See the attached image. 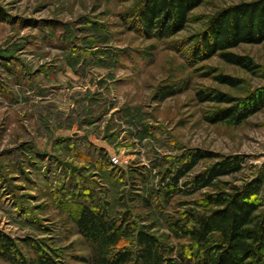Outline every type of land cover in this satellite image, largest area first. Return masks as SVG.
Returning a JSON list of instances; mask_svg holds the SVG:
<instances>
[{
    "label": "rangeland",
    "instance_id": "rangeland-1",
    "mask_svg": "<svg viewBox=\"0 0 264 264\" xmlns=\"http://www.w3.org/2000/svg\"><path fill=\"white\" fill-rule=\"evenodd\" d=\"M252 1L203 0L181 31L158 39L139 36L121 17L136 0H0V232L15 258L41 250L65 264H91L71 217L90 192L106 196L114 212L153 224L178 249L184 240L169 235L167 221L200 192L143 203L175 157L195 147L242 154L237 178L264 166V105L238 125L211 123L227 105L196 96L220 91L244 100L264 90V40L228 49L249 56L251 70L218 54L195 58L211 18ZM0 264L11 263L0 256Z\"/></svg>",
    "mask_w": 264,
    "mask_h": 264
},
{
    "label": "trees",
    "instance_id": "trees-1",
    "mask_svg": "<svg viewBox=\"0 0 264 264\" xmlns=\"http://www.w3.org/2000/svg\"><path fill=\"white\" fill-rule=\"evenodd\" d=\"M202 1L136 0L121 17L139 36L165 39L185 27L189 14ZM211 19L209 34L202 38L195 58L199 54L205 58L218 54L227 63L251 70L253 62L249 56L228 49L241 42L264 40V0L228 7ZM216 79L224 84H236L224 74L217 75ZM174 93L173 90L163 92L161 98ZM196 96L200 102L227 105L208 116L207 121L211 123L238 125L264 105V90L244 100L220 91L200 90ZM204 159L214 161L191 173ZM244 164L242 154L223 155L195 147L184 149L162 172L159 186L143 198L145 207L166 203L176 195L200 192L199 198L191 201L192 208L183 210L179 218L167 221L169 235L184 240L178 249L167 240L169 236L156 235L153 224H138L128 210L114 212L106 196L87 192L88 201L81 203L71 216L77 232L89 247L84 261L91 264H264V200L260 197L264 166L248 178H237L235 175ZM237 180L241 182L236 183ZM12 245L0 232V256L11 264H65L41 250H36L31 259L15 258L8 251Z\"/></svg>",
    "mask_w": 264,
    "mask_h": 264
}]
</instances>
